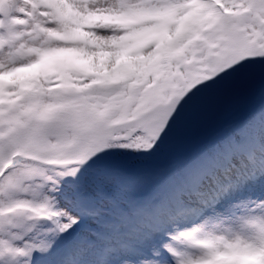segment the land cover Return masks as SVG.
<instances>
[{
	"label": "snow or ice",
	"instance_id": "obj_1",
	"mask_svg": "<svg viewBox=\"0 0 264 264\" xmlns=\"http://www.w3.org/2000/svg\"><path fill=\"white\" fill-rule=\"evenodd\" d=\"M0 264H264V0H0Z\"/></svg>",
	"mask_w": 264,
	"mask_h": 264
},
{
	"label": "rangeland",
	"instance_id": "obj_2",
	"mask_svg": "<svg viewBox=\"0 0 264 264\" xmlns=\"http://www.w3.org/2000/svg\"><path fill=\"white\" fill-rule=\"evenodd\" d=\"M121 59H122V60H127V57H126V56H122ZM38 68H39V66H37L36 69H31V70H26V71H29V72H31V71H36V70H38Z\"/></svg>",
	"mask_w": 264,
	"mask_h": 264
}]
</instances>
